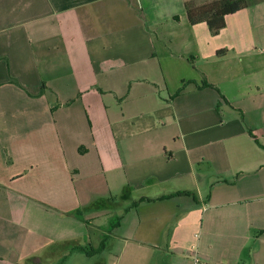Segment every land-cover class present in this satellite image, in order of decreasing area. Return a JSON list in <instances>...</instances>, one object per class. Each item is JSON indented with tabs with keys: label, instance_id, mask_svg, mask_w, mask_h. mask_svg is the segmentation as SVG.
<instances>
[{
	"label": "crops",
	"instance_id": "0c3cea01",
	"mask_svg": "<svg viewBox=\"0 0 264 264\" xmlns=\"http://www.w3.org/2000/svg\"><path fill=\"white\" fill-rule=\"evenodd\" d=\"M186 1L0 0V264H264V0Z\"/></svg>",
	"mask_w": 264,
	"mask_h": 264
},
{
	"label": "trees",
	"instance_id": "16d2710c",
	"mask_svg": "<svg viewBox=\"0 0 264 264\" xmlns=\"http://www.w3.org/2000/svg\"><path fill=\"white\" fill-rule=\"evenodd\" d=\"M262 0H187L185 2L187 15L192 24L206 22L212 33L216 34L226 26V17L230 14L248 7ZM224 52V51H219ZM137 202L133 203L135 206ZM122 220V216H115L109 228L112 231ZM106 237L99 248H89L85 246L77 247L88 254H93L104 247Z\"/></svg>",
	"mask_w": 264,
	"mask_h": 264
},
{
	"label": "built area",
	"instance_id": "2783aa9c",
	"mask_svg": "<svg viewBox=\"0 0 264 264\" xmlns=\"http://www.w3.org/2000/svg\"><path fill=\"white\" fill-rule=\"evenodd\" d=\"M194 264H208L207 261L203 260L199 254L194 255Z\"/></svg>",
	"mask_w": 264,
	"mask_h": 264
},
{
	"label": "rangeland",
	"instance_id": "374dc122",
	"mask_svg": "<svg viewBox=\"0 0 264 264\" xmlns=\"http://www.w3.org/2000/svg\"><path fill=\"white\" fill-rule=\"evenodd\" d=\"M199 1L201 2V1H204V0H199Z\"/></svg>",
	"mask_w": 264,
	"mask_h": 264
}]
</instances>
